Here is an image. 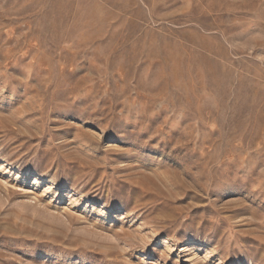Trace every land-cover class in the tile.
I'll list each match as a JSON object with an SVG mask.
<instances>
[{
    "label": "rangeland",
    "instance_id": "1",
    "mask_svg": "<svg viewBox=\"0 0 264 264\" xmlns=\"http://www.w3.org/2000/svg\"><path fill=\"white\" fill-rule=\"evenodd\" d=\"M0 264H264V0H0Z\"/></svg>",
    "mask_w": 264,
    "mask_h": 264
}]
</instances>
